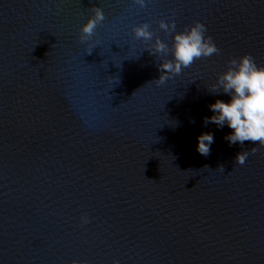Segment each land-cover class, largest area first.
I'll use <instances>...</instances> for the list:
<instances>
[{
  "label": "water",
  "instance_id": "water-1",
  "mask_svg": "<svg viewBox=\"0 0 264 264\" xmlns=\"http://www.w3.org/2000/svg\"><path fill=\"white\" fill-rule=\"evenodd\" d=\"M161 19L219 53L159 84L171 55L131 29L171 44ZM246 53L264 65V0H0V264H264V145L203 122Z\"/></svg>",
  "mask_w": 264,
  "mask_h": 264
},
{
  "label": "clouds",
  "instance_id": "clouds-1",
  "mask_svg": "<svg viewBox=\"0 0 264 264\" xmlns=\"http://www.w3.org/2000/svg\"><path fill=\"white\" fill-rule=\"evenodd\" d=\"M135 3L142 8L146 0H135ZM103 20V10L99 6L95 7L92 15L80 26L81 42L89 40ZM159 27L172 34L171 44L159 37L154 38L148 22L133 24L131 29L135 39L151 44L152 54L171 55L170 60L166 59L158 64L160 75L155 80L159 84L179 75L194 60L220 51L212 37L206 35L205 24L199 20L183 30H177L174 21L161 19ZM210 92H222L229 99L217 98L209 104L212 114L203 118L205 126L215 124L219 129L225 126L231 129L224 136L230 146L237 143L243 145L245 141L264 145V65L257 64L254 57L247 53L234 57L230 60L229 67L218 76L216 87ZM213 143L212 132H201L197 136L196 150L207 156ZM247 155V152L241 151L237 153L235 161L243 164ZM73 264L78 262L73 261ZM113 264H119V260L114 259Z\"/></svg>",
  "mask_w": 264,
  "mask_h": 264
}]
</instances>
